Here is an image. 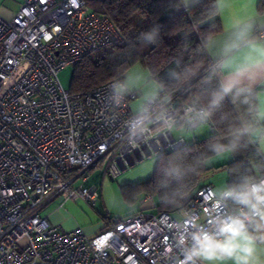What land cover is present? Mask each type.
Wrapping results in <instances>:
<instances>
[{"label":"clouds","instance_id":"clouds-1","mask_svg":"<svg viewBox=\"0 0 264 264\" xmlns=\"http://www.w3.org/2000/svg\"><path fill=\"white\" fill-rule=\"evenodd\" d=\"M172 7L201 11L175 29L182 43L162 62L134 63L161 43L159 23L126 40L102 96L105 123L128 148L151 146L152 190L176 213L159 264H264V0ZM221 162V181L193 204Z\"/></svg>","mask_w":264,"mask_h":264},{"label":"built area","instance_id":"built-area-1","mask_svg":"<svg viewBox=\"0 0 264 264\" xmlns=\"http://www.w3.org/2000/svg\"><path fill=\"white\" fill-rule=\"evenodd\" d=\"M120 41L87 0H20L10 19L0 17V264H159L170 213L139 210L93 236L39 214L44 198L60 193L93 204L98 188L77 180L98 161L114 178L150 155V145L128 148L105 123L107 82L72 93L58 78ZM211 187L201 186L192 203L202 204ZM153 199L145 194L140 204Z\"/></svg>","mask_w":264,"mask_h":264},{"label":"trees","instance_id":"trees-1","mask_svg":"<svg viewBox=\"0 0 264 264\" xmlns=\"http://www.w3.org/2000/svg\"><path fill=\"white\" fill-rule=\"evenodd\" d=\"M175 2L176 0H87L88 5L95 13L108 17L114 23L121 35V41L104 50L91 52L75 64L70 77L71 87L69 91L80 93L107 82L112 74L113 65L119 62V53L126 47V40L134 38L140 31L148 30L154 23L162 25L161 43L158 46H149L139 52L134 63L162 62L171 57L182 43L183 35L182 33L176 35L172 33L177 27L190 24L193 17L201 11L199 7L193 9L191 14L182 8L176 10L172 7ZM204 3H207V0H204ZM190 40L193 46L199 42L195 33L191 35ZM203 140L204 138L199 139V142H203ZM226 163L230 162L227 161ZM223 167L224 164L216 168ZM209 170L210 168L207 171ZM151 185L152 176L137 184L121 185L120 193L128 205L134 204L140 195L153 194L158 212L176 214L174 211L164 209L159 205ZM203 185L205 184L201 180L197 181L193 196ZM121 219V217H111L112 222Z\"/></svg>","mask_w":264,"mask_h":264},{"label":"crops","instance_id":"crops-1","mask_svg":"<svg viewBox=\"0 0 264 264\" xmlns=\"http://www.w3.org/2000/svg\"><path fill=\"white\" fill-rule=\"evenodd\" d=\"M19 4L20 0H0V17L10 19L19 8ZM139 155V158L135 162L131 161L128 163L127 167H124L122 172L114 178L104 175L103 170L100 174L93 172L99 166L100 161L104 162L100 160L86 171V179L82 181L80 179L77 180V183L82 182L85 186L94 185L98 188L99 196L93 204L82 200L77 195L68 197L67 194L60 193L53 197L44 198L39 208V214L45 217L50 224L57 225L64 231L80 228L86 235L93 236L115 223L114 221L112 222L111 217H121L123 219L134 214L138 209H144L145 206L150 204H140L144 195L139 196L141 197L139 201L140 208L128 210L123 216L116 215L110 211L107 212L102 205L104 190L114 195V187L113 184L111 186V183H114L115 187L117 185L120 187L125 184L143 182L151 176L147 172V163L150 155ZM90 206L92 209H90Z\"/></svg>","mask_w":264,"mask_h":264},{"label":"rangeland","instance_id":"rangeland-1","mask_svg":"<svg viewBox=\"0 0 264 264\" xmlns=\"http://www.w3.org/2000/svg\"><path fill=\"white\" fill-rule=\"evenodd\" d=\"M74 69V66L73 65H69V66H66L64 68H62L60 70V72L58 73V78H59V81L61 83V85L64 87V89H69L71 87V84H70V77H71V74H72V71ZM204 137H200L199 139H202ZM227 162V161H226ZM224 162V163H226ZM223 162L221 163H217L214 167L210 168L209 171H207L204 175H203V178L201 179V182L203 184H210L212 187L215 186L216 184H218L222 177H221V172H222V169L223 168H216L217 166H220L222 164H224ZM104 165L105 163L104 162H100L99 163V166H97L93 172L95 174H100L101 171L103 170L104 168ZM88 174V172H87ZM113 184V187H114V195H112L109 191L107 190H104L103 191V199H102V205L104 206V208L106 209L107 212H111V213H114L116 215H120V216H123L125 215V213L128 211V210H131V209H138L140 208V205H139V201L141 200V197L138 198V200L132 204V205H128L122 198L121 196V193L119 191L120 187L119 185H117V187H115L114 183H111V186ZM112 187V188H113ZM156 199L154 198L152 202H150V204H148V206H145L144 209H142L144 212L146 213H156L157 212V209L155 207V202ZM90 209L91 206H90ZM141 210V209H138V211ZM119 213V214H118ZM176 214H174L175 216Z\"/></svg>","mask_w":264,"mask_h":264},{"label":"water","instance_id":"water-1","mask_svg":"<svg viewBox=\"0 0 264 264\" xmlns=\"http://www.w3.org/2000/svg\"><path fill=\"white\" fill-rule=\"evenodd\" d=\"M115 222H117V221H115Z\"/></svg>","mask_w":264,"mask_h":264}]
</instances>
